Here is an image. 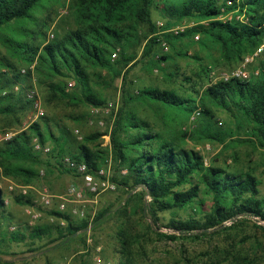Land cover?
<instances>
[{
    "label": "trees",
    "instance_id": "16d2710c",
    "mask_svg": "<svg viewBox=\"0 0 264 264\" xmlns=\"http://www.w3.org/2000/svg\"><path fill=\"white\" fill-rule=\"evenodd\" d=\"M45 1L0 0V34L7 29L12 31V34L0 36V43L10 56L25 66L36 63L35 74L46 112L39 122L0 143V168L4 175L25 183L38 179L41 167L50 172L52 169L62 171L81 182L80 175L63 164L67 157L86 164L90 173L101 170L103 153L89 145L100 135L80 139L53 113L62 103L105 106L106 99L97 88L109 90L117 79H122L126 86L140 53L142 59H149L152 66L159 67L160 63L171 59L169 54L175 44L193 42L199 36V41L202 38L204 43L211 40L218 45L224 56L237 61L238 66L244 55L253 53L264 40V0H159L160 4L158 0H73L74 27L62 36L53 34V38L41 46L30 45L26 42L30 35L21 24L34 21L35 10L42 8ZM160 6L165 10L162 27L154 17ZM223 9L227 13L237 11L245 15L246 21H220ZM185 22L189 25H183ZM192 23L194 25H190ZM13 25H16L14 30L11 29ZM177 26L187 28L179 35L169 32ZM162 42L168 44L169 51H162L157 59V48ZM116 51L118 57L113 59ZM6 58H0V68L7 69L6 72L0 70V115L17 118L19 113L31 108V104L23 92H14V86L27 87L29 80L24 79L21 69ZM204 71L207 74L206 68ZM71 81L76 83L79 92L69 89ZM191 92L198 99L154 87H142L137 94L127 95L124 88L123 105L112 134L113 159L120 173L112 181L127 197L116 212H129L130 205L135 202L138 214L150 218L155 225L161 222L163 214L170 212L174 216L168 228L190 236L199 231L193 235L197 238L207 236L214 228H222L216 233L231 230L237 226L234 221L240 215L264 220V198H260V183L253 173L229 171L213 165L206 167L203 156L187 146V139L191 138L228 145L229 149L244 142L241 138L246 136L248 141L245 142L264 150V70L250 81L219 82L207 87L201 95L194 87ZM136 102L158 104L169 113H185V116L200 110L201 123L192 134L187 131H171L168 136L151 133L146 122L137 123L134 119L132 122L126 117V107ZM217 111L234 117L240 113L242 120L222 127L224 122L217 121ZM75 121L80 120L76 118ZM132 128L138 129L133 140H123L122 135ZM35 139L49 146L51 152L35 153ZM76 139L81 144L73 149ZM123 170H127L125 175ZM207 201L211 202L208 210L204 209ZM16 202L32 204L23 196L17 197ZM71 211L69 208L65 212L51 209L50 215L58 220L53 224L27 226L22 229L24 231L15 226L12 233H2L0 245L6 243L7 238L13 243L29 240L30 253L53 252L69 247L75 239H82L90 226L97 229L113 213L102 210L92 222L87 217L77 222ZM179 213L184 217H178ZM8 217L0 190V218L6 220ZM227 221L233 224L225 226ZM254 224L264 232V226ZM159 236L177 240V235ZM45 239L44 246L35 248L37 241ZM120 264L132 263L127 260ZM243 264L253 263L244 260Z\"/></svg>",
    "mask_w": 264,
    "mask_h": 264
},
{
    "label": "rangeland",
    "instance_id": "374dc122",
    "mask_svg": "<svg viewBox=\"0 0 264 264\" xmlns=\"http://www.w3.org/2000/svg\"><path fill=\"white\" fill-rule=\"evenodd\" d=\"M72 1H45L42 8L35 10L34 21L21 24L30 35L26 37V42L30 45L41 46L49 41L53 34L62 36L69 28H73ZM157 3L160 4L159 0ZM164 13L163 6H160L154 13L158 26L164 21L162 18ZM227 21H229L228 18L223 20V22ZM183 25H189V23L185 22ZM11 29H16V25H13ZM8 33L12 34V31L7 29L0 36ZM162 51L160 47L157 48V59L163 53ZM182 54L184 56H181ZM169 55L171 59L160 63L157 67L152 66L149 59H142L140 53L138 63L127 77L126 86L122 79H117L109 90L97 88L107 104L115 103L111 114L99 115L94 111L96 107L82 104L67 106L64 103L53 113L71 131L75 133L79 131L80 139L100 135L99 139L92 141L89 145L103 153L104 160L101 169L105 171L106 177L111 182H113L112 178L120 173L119 165H116L113 159L112 134L123 105L124 88L127 95L137 94L138 89L142 87H154L174 90L182 97L191 96L198 99L191 92L192 87L200 91L199 95H201L207 87L219 83L211 77V71L214 70L217 75H220L230 72L237 66V61L227 59L218 45L211 40L204 43L202 38L200 41L194 39L193 42L175 44ZM1 57H7L6 59L16 64L21 71L30 67L10 56L0 43ZM205 68L207 74L204 71ZM0 70L6 72L7 69L0 68ZM34 80L41 92L36 74ZM73 90V92H79L76 85ZM184 114L169 113L165 108L152 103L138 104L136 102L126 107V117L132 122L134 120L137 123L144 121L150 125L151 133L157 132L166 136L170 135L171 131H187L192 134L198 129L201 118L192 122V116ZM217 116V121L224 122L222 127H226V123L231 124L232 121L237 123L242 120L240 113L234 117L217 111ZM76 118L80 121H75ZM34 119L31 108L19 113L17 118L0 115V138L8 133L16 135L41 120L35 121ZM137 133L138 129L132 128L128 134H123L122 138L132 141ZM72 137L75 139L73 133ZM241 139L244 142L229 149L228 145L222 146L207 140L194 141L191 138L187 139V146L203 156L206 167L213 165L229 171L253 173L260 183V198H264V150L258 145L245 142L248 141L246 136H242ZM74 143L71 147L73 149L76 148L75 145L81 144L77 139ZM74 182H77V179L72 175L54 169L50 172L41 167L40 177L32 183H25L5 176L0 168V190L3 191L9 216L6 220L0 218V236L4 232L12 233L15 226L17 230H22L27 226L35 227L58 222L50 215L51 209L41 205L37 192L42 187H48L54 196H64L67 194L68 187ZM11 184L29 186V195L25 197L29 198L32 204H18L16 198L21 195L9 189ZM126 197V192L118 187L116 191L105 192L97 196L87 194L85 203L80 206L86 211L89 222H92L97 213L102 210L113 211L101 226L97 229H92L90 226L84 237L75 239L69 247H60L53 252L46 251L40 254L29 252L30 245L27 243L30 242L29 240L26 243H13L7 238V242L0 245V264H97L98 259L101 260L100 264H120L127 260H130L132 264H243L244 260L253 264H264V232L252 222V216L235 219L237 226L229 231L223 230L221 233H216V230L221 231L222 228H214L208 231L207 236L197 238L193 235L198 234L199 231H195V234L190 236L191 234L180 235L176 230L168 228L174 216L170 212L162 215V220L158 225H155L150 218L138 214L135 202L130 205L129 212L122 210L117 213L116 208L119 205L120 208L123 207ZM75 206L71 202L66 205L69 209ZM210 206L211 202L207 201L204 209L208 210ZM177 216L184 217V214L179 213ZM72 217L77 222L83 220L76 216ZM61 223L64 224V222ZM231 225L225 224V226ZM161 234L177 235V240L160 237ZM46 243V239L37 241L35 248L44 246Z\"/></svg>",
    "mask_w": 264,
    "mask_h": 264
},
{
    "label": "built area",
    "instance_id": "2783aa9c",
    "mask_svg": "<svg viewBox=\"0 0 264 264\" xmlns=\"http://www.w3.org/2000/svg\"><path fill=\"white\" fill-rule=\"evenodd\" d=\"M228 18L229 21L233 19H238L240 21H246L245 15H238L237 11L230 12L225 14V9H223V14L218 18L220 21ZM163 24L159 23V27H162ZM186 26H177L169 30V32L179 35L180 33L186 30ZM53 38V35L50 36V39ZM199 39V36L196 37ZM163 52L169 51V46L166 42H162L160 45ZM118 57V52L114 53L113 59ZM159 58V57H158ZM35 67L36 63L32 64L29 68L23 69L21 74L24 78L29 80V84L26 87L22 84H17L14 86V92L20 93L23 92L26 100L30 102L31 109L33 111L34 120H39L43 118L46 114L41 93L39 88L35 84L34 76H35ZM264 70V40L262 44L252 53L246 55L241 63L231 70L230 72L223 73L217 75L216 71H211V77L214 78L215 81L228 83L233 80L238 81H250L253 76H259L260 73ZM32 79V82H31ZM76 83L71 81L69 83V89H73ZM6 94V93H4ZM115 108V103H108L103 107H96L94 109L95 113L99 115H109L112 110ZM200 110H196L191 117L192 122L196 121L200 117ZM33 120V121H34ZM221 124V123H220ZM76 134L79 135V131H76ZM15 136L14 133H8L0 138V143L3 141H9ZM81 138V136H80ZM34 152L37 154H49L51 152V148L49 146H43L37 139L33 141ZM63 164L69 168L70 170L76 172L81 177V182L72 183L67 190V194L64 196H54L48 187H42L37 193L39 195L40 203L43 207L47 209L57 208L60 212H65L67 210V203H74L76 206L72 208V215L79 217L81 219L86 218V211L80 204H84L86 201L87 194L91 195H100L105 192L116 191L117 185L110 181L109 178L106 177V173L103 169L98 171L96 174L90 173L89 168L84 163H77L70 158H65ZM127 170H123L122 174L125 175ZM44 173L42 172V175ZM9 189L13 193H17L21 196L29 195V186H18L15 184H11ZM253 222L258 225L264 226V220H261L259 217L252 216ZM225 224L231 225L232 221H227ZM101 260H97V264H100Z\"/></svg>",
    "mask_w": 264,
    "mask_h": 264
},
{
    "label": "water",
    "instance_id": "95a60500",
    "mask_svg": "<svg viewBox=\"0 0 264 264\" xmlns=\"http://www.w3.org/2000/svg\"><path fill=\"white\" fill-rule=\"evenodd\" d=\"M143 187H144V186H142L141 188H143ZM147 191H148V190H147ZM242 216H244V215H240L239 217H242ZM239 217H238V218H239Z\"/></svg>",
    "mask_w": 264,
    "mask_h": 264
}]
</instances>
